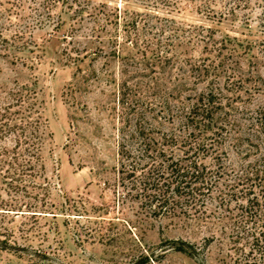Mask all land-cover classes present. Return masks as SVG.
<instances>
[{
    "label": "rangeland",
    "instance_id": "1",
    "mask_svg": "<svg viewBox=\"0 0 264 264\" xmlns=\"http://www.w3.org/2000/svg\"><path fill=\"white\" fill-rule=\"evenodd\" d=\"M49 1L39 10L50 23L37 22L40 0L24 2L30 45L0 55V118L11 93L28 86L50 132L41 185L0 183V207L22 209H0V239L16 247L0 252V264H248L249 256L264 264L252 236L264 211L244 193L250 182L224 180L255 161L231 138L264 103V0ZM208 95L215 113L204 139L215 145L186 156L170 136L163 142L220 183L185 191L155 216L120 180V145L140 160L138 128L161 140ZM187 244L195 256L175 250Z\"/></svg>",
    "mask_w": 264,
    "mask_h": 264
},
{
    "label": "trees",
    "instance_id": "2",
    "mask_svg": "<svg viewBox=\"0 0 264 264\" xmlns=\"http://www.w3.org/2000/svg\"><path fill=\"white\" fill-rule=\"evenodd\" d=\"M25 1L0 0V55L2 52L6 55L11 47L19 50L30 45L26 38L27 16L32 14V11L29 14H25L26 11L24 13L20 12L24 9L22 6ZM49 2V0H40L38 2L39 6L32 8L38 12L36 13L37 22L43 23L49 19L50 23L51 13L39 10L41 5L45 8ZM51 2L56 4L60 0H52ZM13 15L18 18V23L12 20ZM93 16L97 17V15L92 14V18ZM33 18L36 19L35 15H33ZM52 21L53 29L58 30L62 26L60 20L55 22L52 19ZM93 32L96 34L97 28L94 27ZM11 99L12 102L3 107L0 118V183L7 184L13 190L21 189V187L28 188L29 183L35 187L41 185L37 181V177L41 176V169L44 167L42 162L43 146L47 136H50V132L47 130L45 120H43L35 88L23 86L11 93ZM212 105L210 95H208L206 100L199 97L189 110L183 108L179 131L173 130L170 134L163 133L160 138L162 141L152 136L150 132H144L143 128H138V131H140L138 132L139 150L142 156L140 160L135 159L133 150L127 144L121 143L119 163L122 175L120 180L128 189V194L143 197L149 203L155 216L168 215L166 212L169 211V208L173 207L174 209L181 197L187 195L185 191L189 193H197V191L201 192L205 189L210 191L213 185L220 183L218 178L215 179V182L209 181L211 178L207 175L212 173L211 169L207 170L202 162L196 158H190L185 162L180 161L178 158L174 159V152H167L165 142H163L170 136L178 145L184 147L182 151L186 156L199 153L200 150L215 145L212 142L208 144V139H204V132L207 131L204 120L206 116L213 117L215 113ZM14 107H16L15 110ZM212 119L209 120V125L213 121ZM197 129L201 132L199 136H196ZM241 133V136H233L231 139L241 147L246 148V156L254 155L255 161L248 162L240 172L236 173L234 180L224 178L225 186L231 188L236 186L235 184H240V182H250V186L246 190L248 192L245 191L244 193L246 195L251 193L248 196V201L252 203V207L256 211L260 208L259 211L262 212L264 211V203L261 204L262 199L264 200V103L257 108L251 116L247 129H242ZM139 167H141L142 173L137 176V172L140 170ZM138 177L140 178L138 179ZM230 181H233V183H230ZM23 182L24 185H22ZM253 183L256 184V187L261 186L260 191L256 190ZM228 195H234V192L228 193ZM255 204L259 207L257 208ZM14 207L16 209L1 207L0 209L22 210L17 208V205ZM247 216L248 221L252 220L253 222L255 216L252 214ZM259 217L263 218L261 219L263 227L258 233L257 230L253 232L252 236L257 248L264 252V214H259ZM238 234L241 236V231H238ZM180 244L186 246L184 242ZM182 246L177 247L175 250L188 253L192 257L195 256L196 250L191 245L187 244L188 248L193 251ZM13 248L16 247L7 240L0 239V252H10ZM35 254L41 256L37 252ZM258 261L259 259H253L249 256L247 263L255 264Z\"/></svg>",
    "mask_w": 264,
    "mask_h": 264
}]
</instances>
